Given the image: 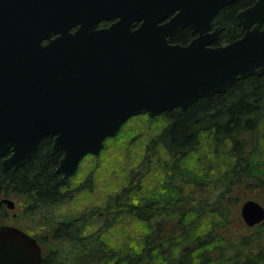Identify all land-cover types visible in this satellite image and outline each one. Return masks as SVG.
Masks as SVG:
<instances>
[{"label": "water", "instance_id": "water-1", "mask_svg": "<svg viewBox=\"0 0 264 264\" xmlns=\"http://www.w3.org/2000/svg\"><path fill=\"white\" fill-rule=\"evenodd\" d=\"M235 1L0 0V158L10 152L4 169L28 162L49 135L52 151H63L56 171L70 177L132 116L185 110L264 75V0L238 12L241 37L214 44L222 28L213 20ZM186 26L196 36L172 42ZM241 216L249 227L262 223L264 204L245 200ZM42 260L33 235L0 225V264Z\"/></svg>", "mask_w": 264, "mask_h": 264}, {"label": "trees", "instance_id": "trees-1", "mask_svg": "<svg viewBox=\"0 0 264 264\" xmlns=\"http://www.w3.org/2000/svg\"><path fill=\"white\" fill-rule=\"evenodd\" d=\"M255 1L237 0L215 16L213 26L222 28L215 45L243 35L237 14ZM195 36L186 26L170 40L187 44ZM123 127L82 177L56 171L62 151L52 153L49 135L16 170L0 164V196L8 186L27 207L17 223L23 229L29 223L39 230L38 214L53 205L87 198L79 213L50 227L58 248L45 246L41 264H264V241L254 252V238L238 234L232 222L235 194L264 188V75L237 80L185 110L133 116ZM113 170H123L121 189L102 180ZM95 183L109 194L90 203Z\"/></svg>", "mask_w": 264, "mask_h": 264}, {"label": "rangeland", "instance_id": "rangeland-1", "mask_svg": "<svg viewBox=\"0 0 264 264\" xmlns=\"http://www.w3.org/2000/svg\"><path fill=\"white\" fill-rule=\"evenodd\" d=\"M154 118H156V117H154ZM145 119L147 122L148 118L146 117ZM155 120L156 119H154V121ZM123 129H124V127H123ZM110 144H111V142H109V145ZM94 156L95 155H92V156L88 155L84 160L81 161L80 167L78 169L80 177H82L81 175H82L83 171L85 170V167L87 166V164L90 163L91 161H94ZM106 179L111 180L109 182V186L110 187H117V190L121 189L123 187V185L125 184L123 170L121 171L120 174L118 173L117 170H113L108 178L102 179L103 182L104 181L106 182L107 181ZM114 180H117V185L114 184ZM82 182H84V180H80L79 183H82ZM95 184L97 185V187H95L96 186L95 185L94 186L95 188L92 187L93 189L91 188V191H90V193H91V197H90L91 199L89 200L90 203L97 201V199H99L100 197L106 198L107 193H108V190H107L108 188H106V186H105V184H108V182H106L105 184H101L102 185L101 188L99 187V185L97 183H95ZM235 195L237 196V200L235 201L234 205L236 207L237 215H236V217H234V220L232 221L233 227L236 228V232L238 234L251 235V237L254 238V244H253L252 250L254 252H256L258 249V244H257L258 241H264V226L263 227L262 226L249 227L244 222V220L241 216V206L245 200L250 199V198L257 199L264 204V188L254 189L252 186H250V187L244 188L243 190L238 191V193H236ZM0 197H2V196H0ZM11 198L16 202L17 208L10 210V215L7 218V222L12 223V224H17V223L21 222L20 216L22 214V211H23L22 209L24 208V206L21 204V201H20L21 198H19V196L12 195ZM83 199L87 200L86 197H84V196L80 197L79 196L78 198H76L73 201H70V200L64 201L62 204L57 205L56 212L62 216H65V217H72L73 215H76L77 213H79L80 210L82 209L81 206L78 207V204ZM88 205H90V204L88 203ZM88 205L83 204L84 207H86ZM58 208H60V209L58 210ZM15 212H17V215L14 214ZM62 218H64V217H62ZM259 236H260V238L258 239Z\"/></svg>", "mask_w": 264, "mask_h": 264}, {"label": "flooded vegetation", "instance_id": "flooded-vegetation-1", "mask_svg": "<svg viewBox=\"0 0 264 264\" xmlns=\"http://www.w3.org/2000/svg\"><path fill=\"white\" fill-rule=\"evenodd\" d=\"M116 19H110V20H104V21H102L101 23H99V25H98V27H107V26H109L112 22H114ZM77 28V26H74V27H72V31H74L75 29ZM48 41V39H45L44 40V43H46ZM53 143H54V139H53V137H52V143H51V149H52V147H53ZM61 149H59V150H57V151H60ZM62 151V150H61ZM52 153H55V152H53L52 151ZM62 154H63V151H62ZM62 154H61V156H62ZM10 155V152H8L5 156H3V157H1L0 158V164L2 165V159L4 158V157H6V156H9ZM61 156H60V158H61ZM87 156H85L82 160H84L85 158H86ZM60 158H59V161H60ZM58 164H59V162H58ZM2 167H3V165H2ZM57 167H58V165H57ZM80 167V166H79ZM4 168V167H3ZM7 170H9V169H7ZM78 172V171H77ZM76 172V173H77ZM75 173V174H76ZM74 175V174H73ZM72 175V176H73ZM71 177V176H70ZM69 178V177H68ZM5 198H10V199H12L11 198V194H10V192H9V189H8V186H7V196H5V195H2V197H0V201H2V202H0V207H4L3 209H4V212H5V218H4V222L2 223V224H11V225H15V226H18V227H20L19 225H17V224H12V223H9V222H7V218H8V216L10 215V210H13V209H15V208H17V205H16V202L14 201V203H15V206L13 207V208H11V207H9V204L8 203H5L3 200L5 199ZM13 200V199H12ZM56 207H57V204L56 205H53V207H51V209H48L47 211H46V214L45 213H39L38 214V217L40 218V220H39V230H36V231H34V230H31L32 228L30 227V225H29V223H27L26 224V228L27 229H24L25 231H27L28 233H30L31 235H33L37 240H38V242H39V244H40V246H41V249H42V254H43V260H44V247L46 246L47 247V249H49V250H51L52 252L53 251H56V249L58 248V247H56L55 246V244H50V242H53V238H55L56 236V233L57 232H53V231H51V229H50V227L54 224V225H57L59 222L60 223H62L61 221H65V220H67V217H65V216H62V215H60L59 213H57L56 212ZM26 206L24 205V208L22 209L23 211L24 210H26ZM15 215H17V212H15L14 213ZM62 217H64V218H62ZM1 225V224H0ZM21 228V227H20ZM23 229V228H22ZM28 230H30V231H28ZM35 233H36V235L38 234V236H36L35 235ZM57 236H61V233H59ZM52 238V239H51ZM42 260V261H43ZM42 263V262H41ZM40 263V264H41Z\"/></svg>", "mask_w": 264, "mask_h": 264}]
</instances>
